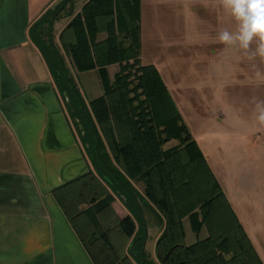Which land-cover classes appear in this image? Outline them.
I'll return each instance as SVG.
<instances>
[{"label": "trees", "instance_id": "16d2710c", "mask_svg": "<svg viewBox=\"0 0 264 264\" xmlns=\"http://www.w3.org/2000/svg\"><path fill=\"white\" fill-rule=\"evenodd\" d=\"M76 2L57 7L44 36L37 30L44 21L35 30L96 165L54 190L94 263L158 264L138 233L148 208L163 226L160 264H263L159 69L142 63L141 0H88L78 11ZM60 16L71 18L60 42L76 72L100 74L104 93L88 106L54 38L53 20ZM112 65L120 67L113 79ZM116 194L132 215L116 212ZM186 219L207 236L187 245Z\"/></svg>", "mask_w": 264, "mask_h": 264}, {"label": "crops", "instance_id": "0c3cea01", "mask_svg": "<svg viewBox=\"0 0 264 264\" xmlns=\"http://www.w3.org/2000/svg\"><path fill=\"white\" fill-rule=\"evenodd\" d=\"M63 1L0 0V264H95L54 195L56 188L90 170L96 171L36 42V25ZM86 1L76 2V10ZM70 20L66 16L53 20L54 38L89 105L104 93V88L100 83L93 94L95 78L90 76L85 83L79 80L62 49L60 33ZM141 25L142 63L148 59L147 64L155 65L161 75L160 66L165 64L156 62L154 56L171 57L181 49L184 39L191 44L206 39L210 49L208 91L194 104L200 108L206 105V118L201 119L205 120L208 135H229V121L235 119L242 133L249 126L252 134L264 135V126L255 119V101H264V59H253L251 51L219 41L221 31L235 32L238 27L220 0H141ZM93 72L99 75L97 70L79 74ZM236 83L241 93L238 97L227 95L226 89ZM206 158L264 264V186L255 190L253 202L247 197L232 199L215 170V160L208 155ZM134 186L142 193L138 185ZM114 208L122 217L132 215L119 194L115 195ZM141 221L138 233L145 235L148 258L160 264L156 244L163 226L148 208ZM184 226L187 245L207 236L206 229L197 235L188 219Z\"/></svg>", "mask_w": 264, "mask_h": 264}, {"label": "rangeland", "instance_id": "374dc122", "mask_svg": "<svg viewBox=\"0 0 264 264\" xmlns=\"http://www.w3.org/2000/svg\"><path fill=\"white\" fill-rule=\"evenodd\" d=\"M83 1L84 0H77V4H81ZM56 9L57 7L54 11L49 12L40 19V21H44V23L40 25L38 30L43 36L49 30V24L51 23L53 14L57 11ZM205 40L204 38H200L198 44H191L190 41L184 39L181 49L178 48L176 54L171 57L157 55L153 58H155L156 62H163L165 64L164 67L160 66V68L162 70V77L166 80L167 86H169L168 89L170 88L169 92L179 112L182 114L184 121L189 127L190 132L198 140L204 155H208L215 160L217 166V168L215 166V170L220 176V180L226 192L232 199L238 197L244 200V198L247 197L248 202L250 200L253 202L255 190L262 189V186H264V135L252 134L250 132L251 127L249 126L246 128L245 134L242 133L239 127L240 123L237 119H235V121H229V135L224 137L207 134L205 120L201 119L202 117L206 118L204 114L206 112V105L205 108H200V106L194 104V101H196L198 97L205 98L208 91L206 87L207 56L208 50L210 49L206 45ZM146 60L147 61L144 62L145 64L148 62V59ZM116 69L119 71V66L107 70L110 78L115 76H113L112 73ZM78 75L80 78L79 80L84 83L90 76L95 78L97 87L93 86L91 88L93 94L96 92L95 88L101 87L100 85L102 82H100V74L98 75L96 72H93L85 75L77 73L76 76ZM76 80L75 78V81ZM227 91V95L231 93V95L235 97H238L237 95L241 93V89L237 83L227 88L226 92ZM262 91L264 92V89ZM91 92L89 91L88 94H91ZM84 103L88 106L85 99ZM248 108L249 107H247V110ZM192 116L195 117V119ZM71 118L78 132L80 141L82 142L83 129L77 124V119L74 117ZM82 145H84L83 142ZM263 198L264 196L261 197V199Z\"/></svg>", "mask_w": 264, "mask_h": 264}, {"label": "clouds", "instance_id": "9594fccd", "mask_svg": "<svg viewBox=\"0 0 264 264\" xmlns=\"http://www.w3.org/2000/svg\"><path fill=\"white\" fill-rule=\"evenodd\" d=\"M220 3L235 18L238 27L235 32L221 31L219 41L251 51L253 59H264V0H220ZM255 106V119L264 126V101H255Z\"/></svg>", "mask_w": 264, "mask_h": 264}]
</instances>
